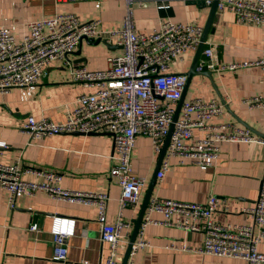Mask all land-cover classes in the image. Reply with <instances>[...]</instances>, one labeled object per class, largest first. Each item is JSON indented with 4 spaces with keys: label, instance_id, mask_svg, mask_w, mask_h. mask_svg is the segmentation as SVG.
<instances>
[{
    "label": "crops",
    "instance_id": "0c3cea01",
    "mask_svg": "<svg viewBox=\"0 0 264 264\" xmlns=\"http://www.w3.org/2000/svg\"><path fill=\"white\" fill-rule=\"evenodd\" d=\"M125 10V0H0V26H7L17 37H22L28 32L27 22L31 20L57 12H74L84 21L101 20L102 27L109 30L122 26ZM209 11L210 6L202 5V2L174 0L169 8H158L154 0H146L134 4L133 19L138 30L150 32L166 20L205 26ZM212 26L214 30L208 33L206 40L217 44L220 63H251L236 70H205L207 73L194 75L185 99L195 96L205 100L216 98L223 103L224 109L215 121L247 127L264 136V110L251 107L246 102L256 95L264 96V75L261 66L254 63L264 49V27L238 22L229 11L216 13ZM80 46V56L86 57L87 61L76 63L79 56L72 53L68 59L75 65L84 64L90 69L106 68L107 57L123 51L116 44L108 48L102 43L95 45L86 40ZM186 54L191 58L182 72L189 70L195 51L189 50ZM186 56L176 61L183 68ZM89 91L72 80L70 69L64 62L56 60L46 68V74L37 84L13 87L0 93V143H7V147H0V162L51 169L62 173L57 184L63 188L107 193V217L109 222H115L120 214L121 187L110 174L115 161L114 140L110 133H61L31 140L21 130L29 115L63 121L76 97ZM197 136L199 132H195V138ZM160 152L154 150L151 138L139 136L132 159L135 172L147 180L141 203ZM24 177L38 179L31 173ZM263 182L264 146L224 142L218 159L206 169L189 161L180 163L173 159L165 176L162 179L157 177L152 197L205 202L215 195L228 203L226 209L216 213L217 219L252 223V217L240 210L242 206L254 204ZM7 202V192L0 189L1 264H63L53 258L51 229L56 217L73 223V232L66 238L70 264H104L108 258L109 248L100 239L95 206L59 200L46 192L19 198L15 209H11ZM141 203L122 211L123 219L131 223L127 228L129 236L124 238L119 251L123 257ZM154 215L162 217L159 213ZM34 223L37 224L36 230L30 229ZM142 237L147 244L134 255L135 264H249L242 258L201 252L202 232L151 223L145 227ZM259 249L264 252V238Z\"/></svg>",
    "mask_w": 264,
    "mask_h": 264
},
{
    "label": "built area",
    "instance_id": "2783aa9c",
    "mask_svg": "<svg viewBox=\"0 0 264 264\" xmlns=\"http://www.w3.org/2000/svg\"><path fill=\"white\" fill-rule=\"evenodd\" d=\"M144 1L125 0L123 24L115 29L103 28L99 19L84 21L74 12H57L49 17L31 20L27 22L28 32L22 37H17L7 26H0V93L13 87L37 84L46 74V68L56 60L69 67L75 83L91 90L76 97L63 121L29 115L21 130L31 140L72 132L110 133L115 149L110 174L121 187L120 214L115 222H109L107 193L63 188L57 184L62 173L47 168L0 162V189L7 192V203L11 209L16 208L19 198L34 196L39 192H46L59 200L95 206L100 239L109 248L104 264H118L123 260V254L119 251L124 238L129 236L127 228L131 223L123 219L122 211L141 203L147 184L146 178L137 174L133 166L132 154L139 136L151 138L154 150L160 152L174 124L165 157L157 172L159 179L165 176L173 159H178L180 163L189 161L201 169L214 165L224 142L264 146V136L253 133L249 128L215 121L224 109L223 103L216 98L205 100L195 96L185 99L174 121L187 76L185 72L170 70V63L182 60L189 50L196 51L204 26L166 20L150 32L140 31L134 25L133 7L135 3ZM154 1L158 8H169L174 0ZM184 1L202 2L207 6L217 1V14L229 11L238 22L264 27V0ZM84 37L102 38L121 46L123 51L109 55L108 65L104 69L75 65L67 55L84 41ZM217 50L215 42L205 40L196 72L236 70L251 63H220ZM254 63L261 66L264 75V49ZM246 102L251 107L264 110L262 95L253 96ZM195 132H199L196 138ZM0 147H7V143L1 142ZM27 173L36 175L38 179H26L24 176ZM227 207V200L215 195L205 202L152 197L138 232L140 237L132 246L127 264H135L134 255L147 244L142 233L151 223L202 232L201 252L242 258L249 264H264V252L259 249V243L264 238V182L254 204L242 206L240 210L252 217V223L222 222L217 219L216 213ZM157 213L162 217H155ZM30 229L36 230L37 224H32ZM51 232L53 258L70 264L66 238L73 232V223L56 217Z\"/></svg>",
    "mask_w": 264,
    "mask_h": 264
},
{
    "label": "water",
    "instance_id": "95a60500",
    "mask_svg": "<svg viewBox=\"0 0 264 264\" xmlns=\"http://www.w3.org/2000/svg\"><path fill=\"white\" fill-rule=\"evenodd\" d=\"M202 5H205V4L202 3ZM216 7H217V1H214V3L210 6L209 15H208L207 21H206L205 26H204V32H203V36H202L201 42H200V44L198 45V47H197V49L195 51V54H194V57H193V60H192V63H191V66H190L189 70L187 72H185V74L187 76V81H186V85H185V88L183 90V93H182V95H181V97H180V99L178 101V104H177V108H176L175 115H174V121L179 116V113H180V110H181V106H182L183 102L185 101L187 90L189 88V85L191 83V80H192L193 76L198 74V72H196V70H195V67L198 64L199 59L201 57V51H202V49L204 47V42H205V40L207 38L208 33L209 32H213V30H214V27L212 26V23H213V20L215 18V15H216ZM84 40L88 41L91 44H95V45H98V44L102 43L108 48H111L112 45H113V44L107 42L106 40H104L102 38L94 39V38H85L84 37ZM81 52L82 51H81V46H80L78 48V51L75 52V50H74V51L69 52L67 57L69 58V54L72 53L74 55H78L79 56V58L76 61V63H79L81 61H87L86 57L80 56ZM204 73H207V72L204 71ZM173 128H174V124H172L171 127H170V131H169V133H168V135H167V137L165 139V142L163 144L162 150L160 152L159 160H158V163L156 165L153 177H152V179H151V181H150V183L148 185V188H147V190H146V192L144 194V197H143V200H142V203H141V206H140V212H139L138 218L135 221V224H134V227H133V231H132V234H131V238H130V241H129L128 246L126 248V251H125V254H124V257H123V260H122L121 264H127V261L129 259V256H130V253H131V250H132V246H133L134 242L137 239V235H138L140 226L142 224L146 208H147L148 203H149V201H150V199H151V197L153 195L154 187H155L156 181H157V172L159 171L160 166H161V164L163 162V159L165 157V153H166V150H167V146H168V143H169L170 136H171V133L173 131ZM72 133L79 134L81 132H72ZM94 133H96V132H91V133H88V134H94ZM81 134H84V133H81Z\"/></svg>",
    "mask_w": 264,
    "mask_h": 264
},
{
    "label": "rangeland",
    "instance_id": "374dc122",
    "mask_svg": "<svg viewBox=\"0 0 264 264\" xmlns=\"http://www.w3.org/2000/svg\"><path fill=\"white\" fill-rule=\"evenodd\" d=\"M187 55V54H186ZM186 55H184V57L186 56ZM187 57V59H186V62H185V68H183V67H181L176 61H172L171 63H170V66H171V68H170V70H172V71H175V72H182V71H184L186 68H187V62L190 60V56H186ZM174 64H176V66H177V70H175V65ZM196 77V76H195ZM195 80H196V78H194V80H193V83L195 82ZM192 88H193V85H192Z\"/></svg>",
    "mask_w": 264,
    "mask_h": 264
}]
</instances>
